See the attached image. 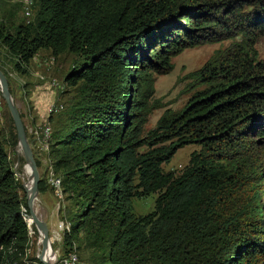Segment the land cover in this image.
<instances>
[{"label":"trees","instance_id":"trees-1","mask_svg":"<svg viewBox=\"0 0 264 264\" xmlns=\"http://www.w3.org/2000/svg\"><path fill=\"white\" fill-rule=\"evenodd\" d=\"M35 1L33 23L0 24V44L20 74L40 50L78 59L64 82L85 100L47 151L62 193L79 207L65 240L82 235L104 264H264V61L256 51L264 0ZM226 41L189 75L199 89L187 104L166 110L141 139L154 77L171 72L185 49ZM187 145L199 151L179 175L165 174L161 166ZM22 191L0 135V261L26 253ZM152 194L154 210L134 221L130 200Z\"/></svg>","mask_w":264,"mask_h":264},{"label":"rangeland","instance_id":"rangeland-1","mask_svg":"<svg viewBox=\"0 0 264 264\" xmlns=\"http://www.w3.org/2000/svg\"><path fill=\"white\" fill-rule=\"evenodd\" d=\"M23 0H0V24L6 30L12 31L19 24L28 25L34 22L37 12V3L34 2L31 8V16L25 19L22 14ZM30 22V23H29ZM28 23V24H27ZM229 42L220 44L199 45L188 48L172 59L173 69L171 72L154 77L153 95L149 100L150 111L141 124L140 138L143 139L148 132L152 131L158 119L166 111L176 112L181 110L199 89L193 84L189 75L203 67V65L218 50H224ZM256 51L260 61H264V38L256 45ZM44 59V60H43ZM15 57L9 54L8 50L0 44V70L6 73L7 82L13 103L17 107L20 118L25 128L26 137L33 158L37 164L39 182H42L43 195L47 197V205L39 193L36 200V210L40 219L46 222L49 229V241L56 256V261L67 252L76 254L81 264H104V253L98 250H91L85 245L82 235L72 242L66 241V234L70 231V221L78 212L79 207L74 200H70L62 193L61 197L56 196L50 180L59 179L53 174L47 162V151H43L35 136L28 133L30 128L36 126L48 127L50 129L49 145L52 144V134L66 131L69 126L71 112L84 102L85 97L78 91V87H73L64 82V77L70 70L78 64V59L71 53L53 57L49 50H40L26 67V73L20 74L15 71ZM28 92L35 96L36 101H30ZM88 96V95H86ZM35 104V105H34ZM34 108L39 110L41 115L35 118ZM0 135L2 143L8 151L10 165L15 173L16 179L21 187L24 185L23 174L25 163L17 143V138L11 116L0 95ZM52 141V142H51ZM50 142V143H49ZM146 147L140 148L139 152H144ZM199 151L197 145H187L175 152L169 162L161 166L162 171L179 175L187 166L191 153ZM263 151L264 148L259 149ZM262 180H257V190L261 196L262 213L260 214L261 233L260 239L264 240V161H261ZM23 179V180H22ZM39 191V190H38ZM24 190L21 194L24 196ZM157 195L152 194L142 198H132L130 200V212L134 221L150 214L154 210V203ZM26 214V209H21ZM26 211V212H24ZM40 213V214H39ZM28 220V244L25 254H17L10 258H4L0 264H38L32 259L36 258L37 230L30 219ZM62 224V225H61ZM15 250L9 254H15ZM40 264V263H39ZM129 264H139L138 261Z\"/></svg>","mask_w":264,"mask_h":264},{"label":"water","instance_id":"water-1","mask_svg":"<svg viewBox=\"0 0 264 264\" xmlns=\"http://www.w3.org/2000/svg\"><path fill=\"white\" fill-rule=\"evenodd\" d=\"M0 95L11 116L18 146L20 147V151L22 153L25 166L29 167L30 169V174L32 178L31 187L27 189L25 185H23L22 188L25 194L29 219L43 233V238L41 240V250L39 254H36V259L38 260L40 264H49L48 262L42 260L45 249L49 243V229H48L46 222L40 219L33 209V203L34 201L37 200L38 195H39V191H38L39 173H38L37 166L33 158L31 146L29 145L27 137H26L25 128L20 118L19 111L17 107L15 106V104L13 103V100H12V97L9 91L7 79L1 70H0Z\"/></svg>","mask_w":264,"mask_h":264},{"label":"built area","instance_id":"built-area-1","mask_svg":"<svg viewBox=\"0 0 264 264\" xmlns=\"http://www.w3.org/2000/svg\"><path fill=\"white\" fill-rule=\"evenodd\" d=\"M22 14L25 19H28L31 16V8L34 4V0H23L22 3ZM28 133L35 136L36 140L38 141L39 145L41 146V149L43 151H48V140L50 139V129L48 127H42V126H36L34 129L30 128L28 130ZM49 163V161L47 160ZM50 167V165H49ZM50 183L52 187L54 188V192L56 196L61 197L62 191H61V181L60 179H54L50 180ZM22 212V211H21ZM26 212V211H24ZM23 219L25 220L26 224L28 220L26 219V216L24 213H22ZM29 219V217L27 216ZM28 225V224H27ZM62 225V224H61ZM28 227V226H27ZM56 264H81L79 259L77 258L76 254L73 252L68 253L64 257H59L56 261Z\"/></svg>","mask_w":264,"mask_h":264},{"label":"bare ground","instance_id":"bare-ground-1","mask_svg":"<svg viewBox=\"0 0 264 264\" xmlns=\"http://www.w3.org/2000/svg\"><path fill=\"white\" fill-rule=\"evenodd\" d=\"M23 178L25 179V180H24V185H25V187H26L27 189H29V188L31 187V184H32V178H31V174H30V169H29V167H27V166H25V172H24V174H23ZM22 180H23V179H22ZM36 203H37V202L34 201V203H33V209L36 208ZM36 214H37V216H38V212H37V210H36ZM39 214H40V213H39ZM38 217H39V216H38ZM31 222H32V221H31ZM32 224H33V223H32ZM33 226L37 229V230H35L36 235H37L36 252H37V254H39V253H40V250H41V240H42V238H43V233H42V231H41L39 228H37L34 224H33ZM42 260L48 262L49 264H52V263L56 260V256H55V254H54L53 251H52L50 241H49V243H48V245H47V247H46V249H45V252H44V254H43Z\"/></svg>","mask_w":264,"mask_h":264},{"label":"crops","instance_id":"crops-1","mask_svg":"<svg viewBox=\"0 0 264 264\" xmlns=\"http://www.w3.org/2000/svg\"><path fill=\"white\" fill-rule=\"evenodd\" d=\"M43 60H44V59H43ZM35 96H36V95H33L32 93L28 92V96H27V98H29L30 101H32V100H33V101H36ZM34 105H35V104H34ZM31 113H33V115H34L35 118H38V117H40V115H41L40 111H39V110L37 111L36 108H34L33 112H31ZM41 196H42L41 198L43 199V202L45 203V205H47V199H46L47 197H45L46 195H43V194H42Z\"/></svg>","mask_w":264,"mask_h":264}]
</instances>
